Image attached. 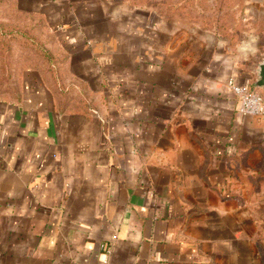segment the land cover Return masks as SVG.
<instances>
[{
	"label": "crops",
	"instance_id": "0c3cea01",
	"mask_svg": "<svg viewBox=\"0 0 264 264\" xmlns=\"http://www.w3.org/2000/svg\"><path fill=\"white\" fill-rule=\"evenodd\" d=\"M23 1L55 59L0 96V264H264V115L227 87L264 94V0L236 42L118 0Z\"/></svg>",
	"mask_w": 264,
	"mask_h": 264
},
{
	"label": "rangeland",
	"instance_id": "374dc122",
	"mask_svg": "<svg viewBox=\"0 0 264 264\" xmlns=\"http://www.w3.org/2000/svg\"><path fill=\"white\" fill-rule=\"evenodd\" d=\"M140 6L161 16L180 18L204 33L235 41L249 28L247 13L263 0H118ZM23 0H0V96L17 97L25 90L37 89V76L50 75L55 54L54 40L45 22L27 9ZM258 26L259 23H253ZM48 56L52 58L49 61ZM67 87L68 82L63 83ZM63 86V87H65ZM72 101V100H71ZM81 99H73V109L83 108ZM80 106V107H79ZM78 111V110H77ZM93 116L101 119L98 111Z\"/></svg>",
	"mask_w": 264,
	"mask_h": 264
},
{
	"label": "built area",
	"instance_id": "2783aa9c",
	"mask_svg": "<svg viewBox=\"0 0 264 264\" xmlns=\"http://www.w3.org/2000/svg\"><path fill=\"white\" fill-rule=\"evenodd\" d=\"M227 87L238 100L239 113L251 116L264 115V95L261 92L240 84L234 77L228 79Z\"/></svg>",
	"mask_w": 264,
	"mask_h": 264
},
{
	"label": "water",
	"instance_id": "95a60500",
	"mask_svg": "<svg viewBox=\"0 0 264 264\" xmlns=\"http://www.w3.org/2000/svg\"><path fill=\"white\" fill-rule=\"evenodd\" d=\"M258 79L255 83L256 87L264 90V59L260 62L258 67Z\"/></svg>",
	"mask_w": 264,
	"mask_h": 264
},
{
	"label": "trees",
	"instance_id": "16d2710c",
	"mask_svg": "<svg viewBox=\"0 0 264 264\" xmlns=\"http://www.w3.org/2000/svg\"><path fill=\"white\" fill-rule=\"evenodd\" d=\"M48 59H49V61H52V58L51 57H49L48 56ZM251 89H255L256 90V88L255 87H250ZM264 95V94H263Z\"/></svg>",
	"mask_w": 264,
	"mask_h": 264
}]
</instances>
